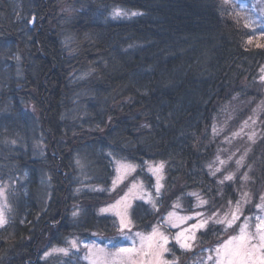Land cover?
Returning <instances> with one entry per match:
<instances>
[{
	"label": "trees",
	"instance_id": "obj_1",
	"mask_svg": "<svg viewBox=\"0 0 264 264\" xmlns=\"http://www.w3.org/2000/svg\"><path fill=\"white\" fill-rule=\"evenodd\" d=\"M113 7L139 14L111 21ZM262 69L264 36L232 0H0V182L13 180L0 264H62L40 257L117 234L98 211L112 156L165 163L160 206L136 203L137 229L177 201L207 218L240 200L242 223L264 187ZM234 233L209 222L196 248Z\"/></svg>",
	"mask_w": 264,
	"mask_h": 264
},
{
	"label": "snow or ice",
	"instance_id": "obj_2",
	"mask_svg": "<svg viewBox=\"0 0 264 264\" xmlns=\"http://www.w3.org/2000/svg\"><path fill=\"white\" fill-rule=\"evenodd\" d=\"M228 0H225L227 3ZM122 12L116 10L115 16H120ZM139 13H132L137 15ZM247 26V25H246ZM264 71V69H262ZM264 80V77H261ZM251 119V118H250ZM247 123V122H246ZM243 159V157L241 158ZM221 163H224L221 161ZM240 164V161H237ZM211 167V166H210ZM164 163L161 162L158 165L150 166L149 171L156 176V191L159 193L160 188L163 185L160 183L162 179V171ZM134 171L135 166L131 164L119 163L116 169L117 177L113 180V190L119 182H122L124 177L121 172ZM220 171V169H216ZM215 175V172L212 173ZM245 180L249 179L247 174L243 177ZM234 179L233 175H227L224 180L231 181ZM223 183L224 181H220ZM136 187L133 183L132 186L124 193L115 203L109 205L107 208H103L101 212H113L119 218V230L123 232L124 229L130 228L132 221L128 218L127 208L129 207L128 198L132 189ZM192 195H195L193 193ZM0 197H5V190L0 187ZM141 199L144 197L141 196ZM6 199V197H5ZM243 203L249 202V193L242 194ZM261 203L256 204V208L264 213V195L260 196ZM207 201L201 200V204H206ZM229 205L232 201H228ZM176 206V205H174ZM153 207L155 203L153 202ZM77 213H73L76 215ZM197 216L201 217L197 222L188 225L178 231L172 239L176 244L185 251H191L196 241V232L200 229L206 228L209 222L213 224H220L224 226V231L233 229L235 234L230 235L227 239L218 243L215 248L210 250V254L206 260H201L200 264H207L208 261L211 264H264V215L245 216L243 223L237 224V221L241 219L243 215L242 204L240 200L235 202V207L230 211L220 215L219 212L212 213L207 218H204L203 213H197ZM174 213L169 212L168 217L171 218ZM181 223L194 219L192 216H184L178 218ZM254 221V223H253ZM7 223L6 217L2 209H0V226ZM171 227L179 228L180 224L172 222ZM238 229V231H237ZM139 238V244L133 241L131 247H117L114 252L108 251L106 248H100L96 245H85L88 249L84 259L88 260L90 264H179V258L173 253V259L168 260L165 258V253L172 252V249L167 247L169 243V237L159 230V227H153L152 231L148 234L141 232L135 233ZM71 248H77V242L72 241L70 243ZM53 252L63 253L68 255L69 249L67 248H55ZM51 252L45 253V256L51 255Z\"/></svg>",
	"mask_w": 264,
	"mask_h": 264
},
{
	"label": "rangeland",
	"instance_id": "obj_3",
	"mask_svg": "<svg viewBox=\"0 0 264 264\" xmlns=\"http://www.w3.org/2000/svg\"><path fill=\"white\" fill-rule=\"evenodd\" d=\"M232 1L238 5V9L242 12L247 23L251 27L258 29L260 36H264V0H232ZM116 10H120L122 12V14L120 16H115L114 12ZM132 13H134V12L126 11L120 7H113L110 9V12H109V15L107 18H109V20H111V21H126V20H129L130 18L135 16V15H132ZM33 17L34 16H32V19L30 20V22H32V25L35 23V19ZM262 77H264V72H263ZM262 81H264V80H262ZM35 146L37 147V149H42V147H40L37 144ZM112 162H113L114 176L112 178L111 185L109 187V193L114 195V197L112 199H110L109 202L107 201V202L102 203L98 207V211H99V214H101V215L112 216L114 218L118 228H119V218L113 212H111V211L101 212L100 210L103 208H107L109 205L115 203V201L117 199H119L121 196H123L124 193L127 192L128 189L132 186V184L135 183L136 187L134 189H132V192L129 194V198H128L129 207L127 208V214H128V218L132 221L130 228L124 229L123 232H121L119 230L117 234L110 235L109 237L100 236L97 238V240L91 241V242L83 241V240L79 239L78 237L74 236L72 238H69L66 241L65 245H63V246L51 247L47 252H51L52 254L48 255V256H45V254H44L42 257H40L42 261H52L54 259L53 257H58V259H61L63 261L62 264H66V263L72 264L73 259H74L73 256L80 255V256H82L81 258H82L83 262H85L86 264H90V262L88 260L84 259V256L86 255V253L88 251V249L85 248L86 244H88V245L94 244L97 247L106 248L108 251L114 252L117 247H126V248L131 247L133 241H136V243L139 244V238L136 237L135 233L141 232L144 234H148L152 231L153 227H157V226L159 227V230L161 232H163L165 235H167L169 237V243H168L167 247L172 249V252L165 253L166 259L172 260L173 259V253L175 254L176 257H178L179 255L176 252L178 250L185 251V250L181 249L178 244H176L175 240H173L172 237L178 231H180L182 228H185L188 225L195 223L199 219H201V217L197 216L196 214L197 213H203L202 211L197 210L194 212L192 211L190 213L184 212L182 210L181 203L178 201L174 202L172 204V209H169L166 213H164V217H163L162 221L161 220L155 221L154 223H152L151 228L149 230H146V231L137 229L136 226L134 225V222L132 219V217H133L132 211H133L136 203H138V202L146 204L150 208L151 212H155L158 210V208L160 206V200L164 194L163 189L165 188V163L163 162L164 168H163V171L161 173L162 179L160 181V183L163 185V187H161L159 193H157V191H156V176L153 175V173L151 171H149V168H150V166L158 165L161 162H154V161L148 160L147 162H145L141 166L138 163H135V162L123 159V158L115 157V156H112ZM119 163L134 165L135 170L134 171H127V172L122 170L121 175H123L124 179L122 182H119L116 185L115 189L113 190V180L118 175L116 169H117ZM138 171L140 172V175L136 176ZM148 178L151 182L150 181L148 182ZM12 183H13V180L12 181L7 180L4 182H0V187H2L5 190V197H6V199H5V197H0V209L3 210L7 222L9 220V216H10V207H11V205H10V187L12 186ZM261 195H264V187H263V190L261 192ZM141 196H143L144 198L141 199L140 198ZM153 202L155 203V207H153ZM259 203H261L260 200H259ZM174 205H176V206H174ZM169 212L174 213V216L169 218L168 217ZM256 215H264V213H261L260 210L258 208H256V211L253 214H250L247 216L254 217ZM184 216H192V217H194V219L188 220L184 223H181L178 218L184 217ZM172 222L180 224V227L179 228L171 227ZM253 223H254V221H253ZM1 227L2 226H0V228ZM203 229H200L196 232V238H197L198 233ZM230 235H228L225 239H227ZM103 240H106V241L103 242ZM72 241L77 242V248H71L70 247V243ZM215 246L209 245V246H205V248L201 247V249L200 248L197 249L196 248V241H195L192 250L191 251H185L187 254H186V260H184V264H200L201 260H206V258L210 254V250L215 248ZM55 248H67V249H69L68 255L65 256L63 253L53 252L52 250ZM187 259H189V260L187 261ZM181 263H182V261L179 259V264H181ZM207 264H211V262L208 261Z\"/></svg>",
	"mask_w": 264,
	"mask_h": 264
},
{
	"label": "water",
	"instance_id": "obj_4",
	"mask_svg": "<svg viewBox=\"0 0 264 264\" xmlns=\"http://www.w3.org/2000/svg\"><path fill=\"white\" fill-rule=\"evenodd\" d=\"M34 18V17H33Z\"/></svg>",
	"mask_w": 264,
	"mask_h": 264
}]
</instances>
